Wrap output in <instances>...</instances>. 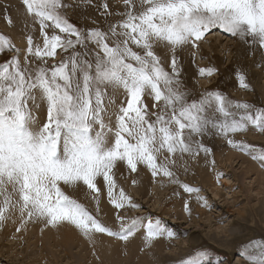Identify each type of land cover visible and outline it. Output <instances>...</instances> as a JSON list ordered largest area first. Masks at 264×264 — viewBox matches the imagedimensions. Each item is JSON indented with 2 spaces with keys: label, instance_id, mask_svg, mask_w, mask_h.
<instances>
[{
  "label": "snow or ice",
  "instance_id": "6c2138e0",
  "mask_svg": "<svg viewBox=\"0 0 264 264\" xmlns=\"http://www.w3.org/2000/svg\"><path fill=\"white\" fill-rule=\"evenodd\" d=\"M21 3L26 48L0 33V54H11L0 62V228L18 214L17 232L28 223L42 224V232L68 227L93 245L101 234L127 243L143 231V251L176 233L159 218L120 214L140 205L117 184L118 164L130 173L142 166L154 180L195 193L204 206L200 189L181 182L177 170L188 171L185 157L212 156L205 138L222 137L264 168V147L235 139L249 126L264 133V108L219 90L191 98L179 59L190 48L195 61L206 35L219 28L251 54L259 51L256 67L264 71V0H118L120 8L109 0ZM81 6L95 7L105 25L72 23L67 13ZM4 19L13 25L10 16ZM217 71L198 69L203 77ZM235 75L239 88L253 90L244 71ZM81 189L95 211L70 194ZM105 193L117 210L118 230L100 216ZM184 211L190 213L187 202ZM240 255L248 264H264V241L244 245ZM182 264L214 262L197 251Z\"/></svg>",
  "mask_w": 264,
  "mask_h": 264
},
{
  "label": "rangeland",
  "instance_id": "374dc122",
  "mask_svg": "<svg viewBox=\"0 0 264 264\" xmlns=\"http://www.w3.org/2000/svg\"><path fill=\"white\" fill-rule=\"evenodd\" d=\"M96 2L97 0H94V3ZM71 3L79 4L80 0H71ZM109 3L117 8L122 7L118 4V0H109ZM67 15L70 21L81 29L92 26V19L101 26L106 23L95 7H77L69 11ZM9 16L14 21L11 26L4 19ZM23 17H25V8L21 0H0V33L9 36L21 49L26 48V41L24 45L19 46L17 38L22 40L23 38L17 35L14 29L22 25ZM35 35L39 38V34L35 33ZM192 52L193 50L189 48L179 53L180 63L183 66L181 79L191 93V98H198L206 90H219L234 101H244L256 108H264V71L256 67L257 63L262 62L259 51L251 54L238 39L217 28L207 34L205 40L201 42L195 61H193ZM10 55V53L0 54V62L8 59ZM55 59L59 61L61 56L57 55ZM163 63L167 68L169 59L165 58ZM208 66H214L218 71L212 77L199 75L198 69ZM238 70L246 73L253 87L252 91L239 88L235 75ZM146 103L151 105V99H146ZM235 139L243 140L257 148L264 147V133L258 132L251 126L248 131L237 134ZM204 142L212 148V156L206 159L201 154L196 160L185 157L188 171L182 167L177 171L181 182L200 189L199 194L207 200L208 206L198 202L195 193H185L178 185L171 184L167 179L161 180L160 177L155 180L152 178L150 187L147 193L145 192L146 197L140 194L141 186L137 173H132L135 184L127 182L125 187L117 181L120 187H125L126 193L134 202L140 205L137 209L119 210L121 215L128 218L142 217L145 222L148 218H159L176 233L174 238H165L168 242L157 252L153 264H182V261L192 257L197 251H207L214 264H248V261L240 255L242 247L252 241H264V176L257 177V174L253 172L244 174L243 167L240 166L241 162L235 161L232 166L221 165L219 155L224 154L223 158H225L229 151L253 161L250 156L229 146L222 137L205 138ZM212 159L215 160L214 166L208 163V160ZM253 162L263 173L264 168L258 162ZM205 172L215 182L214 187L222 188L221 197L211 191L213 187H209L210 181L204 183L202 173L205 174ZM218 174H222L219 181H217ZM119 177L122 182L129 181L121 174ZM90 202L94 207L86 202L81 203L85 204L89 210L95 211V202L91 200ZM185 202L189 205L190 213L184 211ZM102 213L100 208L101 218L114 230H118L119 224L109 223ZM112 242L116 241L107 242L109 249L113 246ZM21 243L19 248L12 249L14 252L22 250V252L19 251L20 257L17 258V253L16 259L11 260L4 252H1L0 264H23L19 259L28 255L26 252L32 251L33 245L26 238ZM45 248L49 250H46L47 253H50V243ZM38 249L39 247H36L34 251ZM71 249L77 254L80 252L78 248ZM125 250L113 264H137L128 258ZM84 253L83 250L80 254ZM97 254V263L111 264L100 257L99 251ZM54 258L51 251L50 262L46 264H56ZM60 260L63 264H87L92 261L90 256L82 258L81 261L76 257L68 258V260L63 257Z\"/></svg>",
  "mask_w": 264,
  "mask_h": 264
},
{
  "label": "bare ground",
  "instance_id": "6f19581e",
  "mask_svg": "<svg viewBox=\"0 0 264 264\" xmlns=\"http://www.w3.org/2000/svg\"><path fill=\"white\" fill-rule=\"evenodd\" d=\"M25 19L26 17H23L22 25H20L19 28L14 29L15 33L23 38V40L17 38V43L19 46L20 44L24 45L26 41L24 36L25 35L24 28H23ZM36 34H39L38 26L36 29ZM263 92H264V85H263ZM223 156L224 154L219 155L220 163L223 166L224 164L232 166V164L235 163V161L238 163L241 162L240 166L243 167L242 172L244 174L246 173L249 174V172H253L257 174L256 175L257 177L264 176V172L262 173L253 161H251L250 159H248L243 155L241 156L235 152L229 151L226 154L225 158H223ZM115 174L118 183L122 184L125 187L127 182L131 183L134 180L133 174L130 173V171L127 169L126 165L124 164H118L117 168L115 169ZM120 174L123 177H127L129 181L122 182L119 177ZM137 175L139 177L140 186H141L140 194H142L141 196L146 197L147 196L146 191L150 187L152 176L150 172L147 171L142 166L138 169ZM202 179L204 183H206V181H210L209 187L211 186L213 187L211 188V191L215 193L216 196L221 197L220 192L222 191V188L213 186L215 185V182L212 181L211 177L207 174V172H205V174L202 173ZM70 194H72L74 197L80 200V202H86L88 205L94 207V205L90 202L91 198L89 194L85 190L81 189L80 191L72 192ZM100 202H101L100 208L101 211L103 212L102 215L104 216V219L109 223L113 222L115 225H117L118 223L115 222V210L113 209L112 205L108 203L106 193L101 195ZM13 220H15L16 223H13L12 222ZM18 226H19V217L17 214L14 215L12 217V220H9L3 228H0V253L4 252V254H6L11 260L13 258L16 259L18 253L17 258H19L20 250L18 249L19 250L18 252L17 251L14 252V250L12 249H15V247L19 248V246H21L22 244L21 243L22 240L24 241L26 238L27 241H31V244L33 245L32 246L33 249L32 251L26 252L28 255H26L25 257L22 256L21 257L22 259H19L20 262H22L23 264H46L50 262L49 260H50L51 251L52 254L55 256L54 259L56 264H63L61 263L60 260L61 258L63 259V257L64 259L67 260L68 258L76 257L79 261H81L82 258H85L86 256L87 257L90 256L92 260L87 264H99L96 261V256L98 255L97 251L101 253L100 257L105 258L109 263L113 264L114 262H116L117 258H119V256L125 249H126L125 251H127L128 258L132 262L134 261V263L136 262L137 264H153L155 261V257L157 256V252H159L162 249V247L165 246L166 243L168 242V240L165 238L158 239L153 243L151 248H145L142 251L141 249L144 248L142 231L137 233L134 237L130 238L129 242L127 243L114 240V238L107 237L101 234L98 235L93 245V243L84 240L77 232H75L73 229L68 227H62L59 229L46 228L42 232L41 231V228L43 227L42 224L28 223L22 231L17 232L16 228ZM111 241H116V242L115 243L112 242L113 246L111 249H109V245L107 244V242H111ZM49 243H50L51 251L50 253H47L46 250L48 249L45 248V246L48 245ZM3 247H5L4 250ZM36 247H39V249L34 251V248ZM73 247L78 248L80 252L78 254L72 252L71 248ZM83 250L85 251V253L81 255L80 253ZM20 252H22V250Z\"/></svg>",
  "mask_w": 264,
  "mask_h": 264
}]
</instances>
